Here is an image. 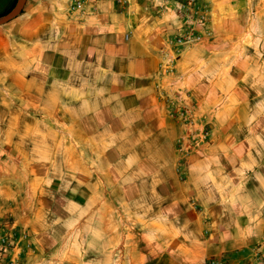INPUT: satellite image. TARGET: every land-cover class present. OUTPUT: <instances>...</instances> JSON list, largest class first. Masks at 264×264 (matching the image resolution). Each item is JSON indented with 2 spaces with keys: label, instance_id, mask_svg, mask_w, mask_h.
<instances>
[{
  "label": "crops",
  "instance_id": "0c3cea01",
  "mask_svg": "<svg viewBox=\"0 0 264 264\" xmlns=\"http://www.w3.org/2000/svg\"><path fill=\"white\" fill-rule=\"evenodd\" d=\"M159 1L26 0L0 25V264H264V0H195L187 46L186 0ZM161 52L212 130L186 158Z\"/></svg>",
  "mask_w": 264,
  "mask_h": 264
},
{
  "label": "built area",
  "instance_id": "2783aa9c",
  "mask_svg": "<svg viewBox=\"0 0 264 264\" xmlns=\"http://www.w3.org/2000/svg\"><path fill=\"white\" fill-rule=\"evenodd\" d=\"M108 0H69V13L84 14L89 6L90 10L86 15L95 12L96 5ZM117 4L125 7L129 0H113ZM169 0H161L166 4ZM170 12V10H169ZM175 16L179 18L180 26L177 28L175 36L169 38L172 46L192 45L201 39L199 29H206L209 23L210 9L207 6H200L195 0H186L185 4L176 8ZM161 63L159 65V75L167 82V88L162 89L157 86L158 99L163 104L168 119L176 123L181 131L176 141V148L182 158L188 157L195 149L211 144L212 134L209 123L198 115V106L191 93L184 87H179L175 83V61L176 57L161 52ZM11 231L7 235L0 236V253H4L11 248ZM264 262V257H260ZM206 264H224L220 261L209 260Z\"/></svg>",
  "mask_w": 264,
  "mask_h": 264
},
{
  "label": "water",
  "instance_id": "95a60500",
  "mask_svg": "<svg viewBox=\"0 0 264 264\" xmlns=\"http://www.w3.org/2000/svg\"><path fill=\"white\" fill-rule=\"evenodd\" d=\"M25 1L26 0H18L14 9L11 12H9L8 14H6L4 16H0V25L5 24V23L9 22L11 19L18 16L22 11V8L25 4Z\"/></svg>",
  "mask_w": 264,
  "mask_h": 264
},
{
  "label": "trees",
  "instance_id": "16d2710c",
  "mask_svg": "<svg viewBox=\"0 0 264 264\" xmlns=\"http://www.w3.org/2000/svg\"><path fill=\"white\" fill-rule=\"evenodd\" d=\"M17 1L18 0H13V2H12V4L10 5V7L2 14V15H5V14H7V13H9L10 12V10H12L13 8H14V6L16 5V3H17ZM2 15H0V16H2Z\"/></svg>",
  "mask_w": 264,
  "mask_h": 264
},
{
  "label": "rangeland",
  "instance_id": "374dc122",
  "mask_svg": "<svg viewBox=\"0 0 264 264\" xmlns=\"http://www.w3.org/2000/svg\"><path fill=\"white\" fill-rule=\"evenodd\" d=\"M261 108V111L264 109V107H260ZM263 124L264 123H259V124H257V128H262V126H263ZM210 125V124H209ZM0 226H1V223H0Z\"/></svg>",
  "mask_w": 264,
  "mask_h": 264
}]
</instances>
